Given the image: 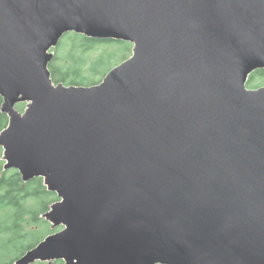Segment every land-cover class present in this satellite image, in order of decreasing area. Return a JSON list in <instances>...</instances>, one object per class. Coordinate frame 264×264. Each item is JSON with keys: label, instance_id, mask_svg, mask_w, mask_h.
Listing matches in <instances>:
<instances>
[{"label": "water", "instance_id": "95a60500", "mask_svg": "<svg viewBox=\"0 0 264 264\" xmlns=\"http://www.w3.org/2000/svg\"><path fill=\"white\" fill-rule=\"evenodd\" d=\"M69 33L132 56L55 84ZM258 70L264 0H0L5 169L43 178L64 227L17 264H264Z\"/></svg>", "mask_w": 264, "mask_h": 264}, {"label": "trees", "instance_id": "16d2710c", "mask_svg": "<svg viewBox=\"0 0 264 264\" xmlns=\"http://www.w3.org/2000/svg\"><path fill=\"white\" fill-rule=\"evenodd\" d=\"M109 45L115 46V50L122 53L119 64L131 57L129 54L133 46L129 43L88 38L75 33L66 34L59 45L51 50L54 53L49 64L52 80L55 84L65 86L91 87L100 84L107 73L115 68L110 63L106 70H100L106 57L110 59L116 54L110 53L113 48L98 52L99 48ZM259 81L264 84V70L253 73L247 86L251 89L261 88ZM2 105L3 99L0 97V133L9 123L7 115L2 113ZM17 109L23 112L25 108L20 104ZM3 156L4 151L0 147V264H17L48 236L58 233L45 215L59 198L56 193L48 190L43 178L38 177L26 183L19 171L5 169ZM34 264L64 262L57 260Z\"/></svg>", "mask_w": 264, "mask_h": 264}, {"label": "rangeland", "instance_id": "374dc122", "mask_svg": "<svg viewBox=\"0 0 264 264\" xmlns=\"http://www.w3.org/2000/svg\"><path fill=\"white\" fill-rule=\"evenodd\" d=\"M131 46H133L132 44H131ZM105 48H107V49H109V48H113L111 51H110V53L111 52H115L116 54L115 55H113L110 59L109 58H107L106 57V59H105V63L100 67V70L102 71V70H106L107 69V67H108V65L110 64V63H112V64H116V63H118V64H116L115 66L113 65V67H116L117 65H119V62L122 60V53H120V52H118V50H115V46H108V47H101V48H99V50L100 51H98V52H101V51H103ZM132 49L133 48H131V53L129 54V56H132ZM54 54V53H53ZM128 56V57H129ZM130 58V57H129ZM128 58V59H129ZM259 85H260V87H262V86H264V84H263V81H259ZM251 87V86H250ZM249 88V87H248ZM249 89H251V88H249ZM22 106H23V108H25L26 107V103H24V104H21ZM20 111V110H19ZM57 229V231L58 232H60V231H62L63 229H64V227L63 226H60V227H58V228H56Z\"/></svg>", "mask_w": 264, "mask_h": 264}]
</instances>
